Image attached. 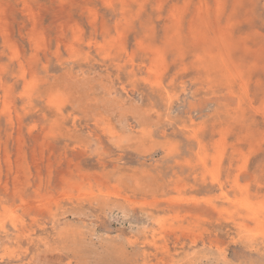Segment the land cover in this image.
Listing matches in <instances>:
<instances>
[{"label":"rangeland","instance_id":"1","mask_svg":"<svg viewBox=\"0 0 264 264\" xmlns=\"http://www.w3.org/2000/svg\"><path fill=\"white\" fill-rule=\"evenodd\" d=\"M0 264H264V0H0Z\"/></svg>","mask_w":264,"mask_h":264}]
</instances>
